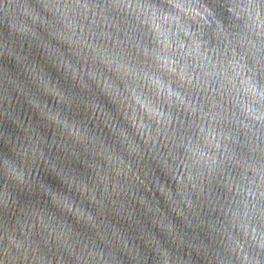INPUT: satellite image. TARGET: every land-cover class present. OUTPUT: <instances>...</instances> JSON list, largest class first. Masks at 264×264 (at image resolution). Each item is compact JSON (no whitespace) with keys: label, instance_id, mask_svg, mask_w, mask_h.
Here are the masks:
<instances>
[{"label":"water","instance_id":"water-1","mask_svg":"<svg viewBox=\"0 0 264 264\" xmlns=\"http://www.w3.org/2000/svg\"><path fill=\"white\" fill-rule=\"evenodd\" d=\"M0 264H264V0H0Z\"/></svg>","mask_w":264,"mask_h":264}]
</instances>
